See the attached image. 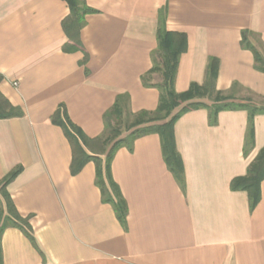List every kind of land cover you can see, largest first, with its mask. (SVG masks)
Returning <instances> with one entry per match:
<instances>
[{
    "label": "crops",
    "instance_id": "crops-1",
    "mask_svg": "<svg viewBox=\"0 0 264 264\" xmlns=\"http://www.w3.org/2000/svg\"><path fill=\"white\" fill-rule=\"evenodd\" d=\"M85 2L92 11L79 31L81 45L68 51L64 0H0V93L22 111L0 118V180L22 166L6 190L29 217L34 239L33 245L19 228H5L0 264H264V179L252 211L247 193L229 187L264 146V113L253 119L246 155L245 110L221 111L215 125L205 108L181 115L174 138L184 190L165 164L157 133L136 138L132 150L120 147L109 172L126 202V229L102 200L94 161L70 173V143L51 121L63 105L71 122L95 137L121 93L129 94L133 113L156 108L158 89L144 87L140 77L153 63L162 7L166 29L187 40L175 91L202 84L209 57H216L217 90L231 92L237 83V98L264 100V72L240 43L247 30L264 52V0Z\"/></svg>",
    "mask_w": 264,
    "mask_h": 264
},
{
    "label": "trees",
    "instance_id": "trees-1",
    "mask_svg": "<svg viewBox=\"0 0 264 264\" xmlns=\"http://www.w3.org/2000/svg\"><path fill=\"white\" fill-rule=\"evenodd\" d=\"M64 1L68 7V14L62 20V27L71 41L66 50L73 51L81 45L79 31L85 24V15L92 10L87 6L85 0ZM165 14L166 7L158 10L157 48L151 54L153 63L151 68L140 77L144 87H155L159 91L158 104L153 111L131 112L129 94L121 93L116 96L113 105L103 114V132L95 137L87 136L71 122L63 105L59 106L51 116L52 123L62 127L70 143L72 151L70 173L74 175L86 162L94 161L96 166L95 184L101 192L102 200L111 204L119 223L125 229L126 202L109 172L111 160L120 147L125 146L128 150H132V144L136 138L157 133L165 164L181 189L184 190V168L174 138V124L181 115L190 110L205 108L209 124L215 125L219 112L245 110L247 112V124L243 141V154L246 155L254 143L253 119L257 114L264 113V100L255 103L249 95L241 98L234 95V91L239 88L237 83H232L231 92L228 93L215 88L218 72V59L216 57H209L202 84L192 82L187 90L175 91L174 81L179 58L187 48V40L184 33L166 29ZM248 34L247 30L241 31V47L252 52L255 69L264 72V52H260L250 43ZM154 74L160 76V81H153ZM21 115V109L12 106L0 93V118ZM21 170L22 166L17 165L0 180V237L5 228L13 226L22 230L34 245L31 226L28 222L29 217H23L18 213L6 190L7 184ZM263 179L264 146L248 163L245 174L233 177L229 187L232 191H245L247 193L249 211H252L260 200V183Z\"/></svg>",
    "mask_w": 264,
    "mask_h": 264
},
{
    "label": "rangeland",
    "instance_id": "rangeland-1",
    "mask_svg": "<svg viewBox=\"0 0 264 264\" xmlns=\"http://www.w3.org/2000/svg\"><path fill=\"white\" fill-rule=\"evenodd\" d=\"M254 44H255L256 47H258V41L256 39H255V43ZM253 100H254L255 103H260L262 101V100L258 99L257 97H254Z\"/></svg>",
    "mask_w": 264,
    "mask_h": 264
},
{
    "label": "built area",
    "instance_id": "built-area-1",
    "mask_svg": "<svg viewBox=\"0 0 264 264\" xmlns=\"http://www.w3.org/2000/svg\"><path fill=\"white\" fill-rule=\"evenodd\" d=\"M13 85H15V86H16V85H17V82H14V83H13Z\"/></svg>",
    "mask_w": 264,
    "mask_h": 264
}]
</instances>
